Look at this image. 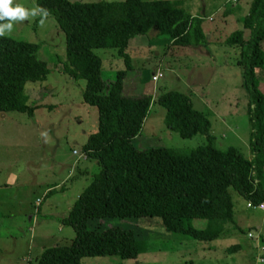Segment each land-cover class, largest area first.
Here are the masks:
<instances>
[{
	"label": "rangeland",
	"instance_id": "1",
	"mask_svg": "<svg viewBox=\"0 0 264 264\" xmlns=\"http://www.w3.org/2000/svg\"><path fill=\"white\" fill-rule=\"evenodd\" d=\"M251 2L184 0L185 10L202 18V28L207 34L205 43L175 45L170 43L169 35H158V30L152 29L147 35L139 36L145 40L144 45L127 49L131 68L124 77V91L131 95L149 92L153 96L138 138L133 140L137 148L169 147L188 152L207 143L201 133L190 138L181 136L170 122L173 119L167 117L166 109L158 103L157 96L161 93L178 91L188 94L194 107L206 114L219 149L234 146L247 157H253L250 95L243 85L242 48L226 41L240 29L244 30L245 39L249 37L243 17L249 13ZM17 3L29 10L40 9L38 0H14L13 5ZM6 36L38 43L37 56L47 61L49 68L45 80L29 81L25 85L28 103L36 106L32 115L0 112V264H37L44 249L70 245L75 239L73 227L63 225L61 219L100 171L97 160L83 157L84 144L98 129L99 114L98 108L83 98L86 80L74 79L63 70L66 35L53 14L41 13L14 23ZM94 52L102 58V76L108 82L116 79L118 70L126 68L116 48H95ZM157 72L162 76L155 82L153 75ZM260 81L264 92V71ZM230 191L237 205L236 213L239 212L237 221L242 204L245 213L252 215L248 223L239 221L244 232L225 233L203 242L167 231L158 216L90 219L91 229L120 226L133 230L147 244V250L136 258L104 255L83 257L81 261L83 264H236L238 261L264 264L259 259L264 238L251 226L264 227V212L249 209L242 195L232 187ZM194 225L203 228L205 221L196 219ZM243 233L256 241L257 250L243 244ZM236 242L242 245L241 249L230 250L229 246Z\"/></svg>",
	"mask_w": 264,
	"mask_h": 264
},
{
	"label": "trees",
	"instance_id": "2",
	"mask_svg": "<svg viewBox=\"0 0 264 264\" xmlns=\"http://www.w3.org/2000/svg\"><path fill=\"white\" fill-rule=\"evenodd\" d=\"M38 5L53 14L65 32L64 72L86 80L83 98L98 108V129L83 149L88 158L97 160L100 171L61 219L63 225L73 227L75 239L70 245L44 249L37 264H83V257L104 255L129 259L147 250L133 230L120 226L91 229L90 219L158 216L167 231L210 242L234 223L231 187L248 201L264 202V92L260 86L264 0H252L243 17L249 37L245 39L240 29L226 39L242 48L243 85L250 95L252 158L234 146L219 149L206 114L194 107L188 94L178 91L161 93L158 103L181 136L201 133L207 143L183 152L169 147L141 149L130 139L131 124L139 130L153 96L124 91V77L131 68L127 49L144 45L139 36L152 29L169 35L175 45L207 41L202 18L186 11L184 0H38ZM95 48H116L124 58L126 68L117 71L115 80L103 78V61ZM38 49V43L0 36V112L33 114L36 106L28 103L25 85L43 81L49 73L47 61L37 56ZM196 219L204 220L205 226L196 227Z\"/></svg>",
	"mask_w": 264,
	"mask_h": 264
},
{
	"label": "crops",
	"instance_id": "3",
	"mask_svg": "<svg viewBox=\"0 0 264 264\" xmlns=\"http://www.w3.org/2000/svg\"><path fill=\"white\" fill-rule=\"evenodd\" d=\"M192 16H194V14H192ZM170 43H172V42H170ZM145 94H150L151 95V93H149V92H146ZM146 119V118H145ZM145 119L141 122V124L140 125H142L143 123H144V121H145ZM132 126V127H131ZM131 126H129V127H131V128H129L130 130H133V135H130L131 136V141L133 142V140H135V139H137L138 137H136L138 134H139V130L138 131H136V126H134V123H132L131 124ZM134 144V143H133ZM248 158H252V156L251 157H248ZM234 202V223H230V224H227V231H226V233L227 234H233V235H236V232H244L243 230H242V228L239 226V221L240 222H243V223H248V222H250V221H252V215H251V213H248V215L245 213V211H244V209H245V207H244V204H242V206H241V211H240V217H239V219H238V221H237V218H236V215H238L239 214V212H237L236 213V209H237V205H236V203H235V201H233ZM248 200H246V207H248ZM238 204L239 205H241V201H239L238 202ZM236 205V206H235ZM249 208V207H248ZM240 209V207L238 208V210ZM250 209V208H249ZM264 221V220H263ZM252 226V228H254L255 230H258V233H256L258 236H262V238H264V227H263V225H251ZM243 236H244V239H243V244L244 245H246L249 249H252L253 251L254 250H257L258 248H257V244H256V241L255 240H250L249 238H248V235H247V233H243ZM240 246H242V245H238V242H236V243H234V245L233 246H229V249L230 250H233V249H231V248H236V249H238V248H240L241 249V247ZM236 264H241V262L240 261H238Z\"/></svg>",
	"mask_w": 264,
	"mask_h": 264
},
{
	"label": "clouds",
	"instance_id": "4",
	"mask_svg": "<svg viewBox=\"0 0 264 264\" xmlns=\"http://www.w3.org/2000/svg\"><path fill=\"white\" fill-rule=\"evenodd\" d=\"M14 0H0V21L7 20V23H0V36H5L6 33L11 32L14 27V23L22 22L29 19L30 17H35L43 13L47 16V12L43 9L34 8L32 10L27 9L21 4H15L13 6ZM43 19L40 21L42 24ZM5 29L8 31L6 32Z\"/></svg>",
	"mask_w": 264,
	"mask_h": 264
},
{
	"label": "built area",
	"instance_id": "5",
	"mask_svg": "<svg viewBox=\"0 0 264 264\" xmlns=\"http://www.w3.org/2000/svg\"><path fill=\"white\" fill-rule=\"evenodd\" d=\"M233 1H236V0H233ZM161 76H162L161 72H157V74H154L153 75L154 81L156 82L157 79L160 78ZM74 152L77 153L76 150ZM83 157L84 158H88V156H87V154L85 152L83 154ZM248 207L251 208V209H258V210H261L262 212H264V202H261L259 204H255V203L249 201L248 202ZM263 220H264V217H263ZM261 251H262V254L259 256V259H260V261L262 263H264V242L262 244Z\"/></svg>",
	"mask_w": 264,
	"mask_h": 264
}]
</instances>
